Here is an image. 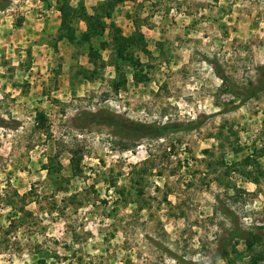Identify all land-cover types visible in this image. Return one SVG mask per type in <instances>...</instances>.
I'll return each instance as SVG.
<instances>
[{"label":"rangeland","instance_id":"rangeland-1","mask_svg":"<svg viewBox=\"0 0 264 264\" xmlns=\"http://www.w3.org/2000/svg\"><path fill=\"white\" fill-rule=\"evenodd\" d=\"M262 74L264 0H0V264H264Z\"/></svg>","mask_w":264,"mask_h":264},{"label":"trees","instance_id":"trees-1","mask_svg":"<svg viewBox=\"0 0 264 264\" xmlns=\"http://www.w3.org/2000/svg\"><path fill=\"white\" fill-rule=\"evenodd\" d=\"M69 9L67 8V10ZM61 13H62V22H63L62 24L64 26H68L69 20L67 21L66 17L68 15H73V13L69 11H63V9L61 10ZM86 36H89V34L87 33ZM131 40L132 38L131 39L124 38L121 35L113 36L114 50L118 56L120 57L124 56L126 49L128 50L129 46L132 43ZM261 76H263V78L256 82L252 90L248 93L246 99L253 98L256 94L264 90V74H262ZM221 81L223 82V80ZM109 125H111L112 127L115 126V128L117 129H121L119 131L120 133H122L123 136H125V138L129 137V135L133 133V139H139L144 136L162 137L169 131H172L175 129L176 131L178 130L192 131L195 129L194 126H192V124H189V125H180V124L146 125L142 123H127L123 120L118 121L116 118H113V116H111V121L109 122Z\"/></svg>","mask_w":264,"mask_h":264}]
</instances>
